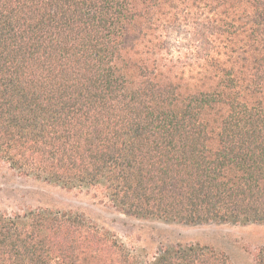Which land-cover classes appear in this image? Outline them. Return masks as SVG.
<instances>
[{
    "label": "trees",
    "instance_id": "trees-1",
    "mask_svg": "<svg viewBox=\"0 0 264 264\" xmlns=\"http://www.w3.org/2000/svg\"><path fill=\"white\" fill-rule=\"evenodd\" d=\"M0 161L139 219L264 224V0H0ZM0 264L237 262L199 242L142 258L37 207L0 211Z\"/></svg>",
    "mask_w": 264,
    "mask_h": 264
},
{
    "label": "rangeland",
    "instance_id": "rangeland-1",
    "mask_svg": "<svg viewBox=\"0 0 264 264\" xmlns=\"http://www.w3.org/2000/svg\"><path fill=\"white\" fill-rule=\"evenodd\" d=\"M49 207L80 211L100 226L113 231L134 253L152 257L166 243L208 244L227 252L237 264H256L264 245V224L178 222L139 219L121 213L100 191L64 188L14 170L0 161V211L14 214Z\"/></svg>",
    "mask_w": 264,
    "mask_h": 264
}]
</instances>
